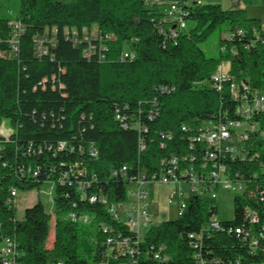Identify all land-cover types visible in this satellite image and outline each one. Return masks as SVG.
Instances as JSON below:
<instances>
[{
	"label": "trees",
	"instance_id": "1",
	"mask_svg": "<svg viewBox=\"0 0 264 264\" xmlns=\"http://www.w3.org/2000/svg\"><path fill=\"white\" fill-rule=\"evenodd\" d=\"M166 1L20 0L15 20L24 23L25 31L16 56L9 43L12 19L0 17V124L12 127L9 138L0 137V244L5 237L17 243L19 264H100L113 251L109 236L134 239L109 206L125 202L139 177H158L171 158L187 157L176 169L178 175L191 164L188 156L198 153L195 126L217 121L224 112L236 117L232 82L245 81L251 90L264 91L261 20L248 17L243 8L189 0L186 26L179 28L163 21ZM93 26L104 37L93 42L96 52L85 57L73 32L81 38ZM223 27L227 31L221 32L219 51L209 55L204 43ZM45 33L55 42L38 56L35 40ZM100 43L106 48L100 49ZM125 49H133L136 57L121 59ZM224 60L230 62V81L219 91L211 76ZM232 167L251 177L257 166L239 161ZM44 186L52 189L53 211L39 198L17 219L12 190L42 192ZM92 196L97 200L91 202ZM248 206L256 207L257 222L247 218ZM234 208V218L223 220L227 231L206 230L218 207L194 195L181 218L152 226L139 247L145 252L163 245L162 256L169 253L170 264H198L196 251L204 264L264 262V250L251 252L244 233H235L238 227L255 237L261 233L264 242L263 205L248 194L237 195ZM53 217L55 240L49 249ZM202 230L197 250L199 239L190 235ZM142 254L139 264H163ZM124 259L110 258V264Z\"/></svg>",
	"mask_w": 264,
	"mask_h": 264
},
{
	"label": "built area",
	"instance_id": "2",
	"mask_svg": "<svg viewBox=\"0 0 264 264\" xmlns=\"http://www.w3.org/2000/svg\"><path fill=\"white\" fill-rule=\"evenodd\" d=\"M145 2L148 5H154L158 4L160 0H145ZM166 2L167 6L164 11L163 21L172 23L175 27L184 28L186 26L183 16L185 13L184 8L189 0H167ZM196 3L201 4L202 2L196 0ZM262 23L264 25V22ZM11 25L13 29L9 43L12 47V54L16 56L19 37L25 31V25L20 20L11 22ZM93 27L97 28L96 33L92 34L91 30H87L81 38L78 37L77 32H73V40L76 44L82 46L85 57H91L96 52V45L93 42H101L104 37L97 26ZM170 33L172 36H177L175 29H171ZM50 36L49 33H45L36 38L38 56L46 54L48 45L54 44L55 38ZM105 36L109 39L113 38L108 34ZM100 46L102 50L106 48L102 43H100ZM221 51L224 52L225 47ZM232 53L236 54L235 50L232 49ZM135 57L136 52L133 49H125L120 55L123 60L134 59ZM228 81H230V77L221 63L211 76L212 86L221 91L223 85ZM162 89L167 90L164 87ZM230 97L234 102L233 113L236 117L227 116V112H224V117L219 118L217 121H206L201 125L195 126L198 133L194 140L196 142L195 149H198V153L188 156L191 164L183 167L179 175L176 169L183 165V160H187V157L182 160L178 157L171 158L168 162V167L158 177L151 179H146L145 176L139 177L133 184V188L129 189V196L125 202L113 203L109 206V211L113 213L114 218L123 222L131 230L134 234V239L132 240L131 236H122L121 234L109 236L107 244L113 248V251L109 249L105 255V260L101 261L100 264H110V258L116 260L120 256L125 257V259L119 264H139V257H142V252L145 253V260L153 256L154 260H158L163 264H170L168 262L170 254L167 253V255L162 256L163 245H160L158 249H155L154 246L148 247L145 252L143 248L139 247V244L145 241L146 235L151 229L150 227L146 232L144 231L151 222L149 213V197L151 193L146 186L154 182H160L165 185L178 184L182 186L184 184L188 186L187 192L179 188L178 190H171L167 194L170 204L174 202L178 204L176 219L181 218L187 211L192 196H199L209 203H214L220 191L234 192L238 196L248 194L250 197L256 198L257 202L263 205L264 210V91L251 90L245 81H241L238 84L232 82ZM155 115L154 111L150 112L151 118H154ZM187 127L183 125L182 128L187 130ZM10 134L5 136L0 133V137L9 138ZM63 146L64 143H61V147ZM193 146L194 144L190 148ZM145 147V144L141 142L140 150H144ZM90 152L93 156L97 155L98 151L94 144L90 146ZM239 161L256 163V172L251 177H247L241 171L233 169V163ZM12 195L17 200L18 193L15 189L12 190ZM96 200V196L90 198L91 202ZM120 209H122L123 215L119 213ZM246 216L251 222H257L256 207L253 206L251 208L248 206ZM71 217L75 219L74 214ZM82 219L85 223L89 221L87 217ZM204 228L206 230L227 231V226L224 225L223 220L218 218L217 215L211 216L205 223ZM104 231L107 232L106 227ZM228 231H232V228L228 229ZM204 232L202 230L198 234L190 235V237L199 239L194 245L197 250L200 248L199 245L203 244ZM143 233L144 235H142ZM235 233L238 236L244 233L242 240L249 245L251 252L257 247L264 250L263 235L261 233L259 237H255L251 235V230H243L239 227L235 229ZM18 255L17 243L12 238L5 237L0 244V264H19L16 260ZM193 257L198 264H204L200 251H196ZM258 264H264V262L261 261Z\"/></svg>",
	"mask_w": 264,
	"mask_h": 264
},
{
	"label": "rangeland",
	"instance_id": "3",
	"mask_svg": "<svg viewBox=\"0 0 264 264\" xmlns=\"http://www.w3.org/2000/svg\"><path fill=\"white\" fill-rule=\"evenodd\" d=\"M201 5L205 4H219L224 9H235L243 8L246 11V15L250 18H255L264 22V0H200ZM162 3L160 0L159 4ZM20 0H0V17L11 18L15 21L19 13ZM97 28L92 27L91 33H96ZM227 31L226 29L216 31L207 42L204 43L205 49L209 55H215L219 51V40L221 37V32ZM223 66L227 69L230 65L229 60H224L222 62ZM12 127L8 123L3 121L0 124V133L5 136L11 133ZM133 188L132 186L129 188ZM147 190L151 193L149 197V213L151 217V222L144 229L146 232L152 226L159 225L164 220L176 219L178 214V204L177 202L169 203L167 194L171 190H178L179 188L188 191L187 185L179 186L178 184H162L160 182H154L151 185L146 186ZM51 187H43L42 192L37 190L31 191H20L17 195L16 203V218L21 219L24 216V211L29 206H32L39 198L46 204L50 211H53L52 202L53 197L51 194ZM237 196L236 193L230 191H220L218 198L214 200V204L218 207L217 217L228 221L234 218V199ZM119 213L123 215L122 209ZM144 232V233H145ZM144 233L142 235H144ZM55 240V217L50 222V233L47 241V247L52 249Z\"/></svg>",
	"mask_w": 264,
	"mask_h": 264
}]
</instances>
